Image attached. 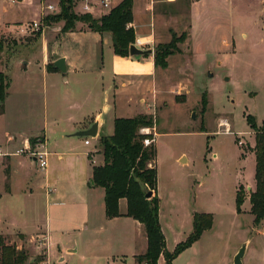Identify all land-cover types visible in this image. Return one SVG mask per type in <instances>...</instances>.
I'll use <instances>...</instances> for the list:
<instances>
[{
	"label": "crops",
	"instance_id": "1",
	"mask_svg": "<svg viewBox=\"0 0 264 264\" xmlns=\"http://www.w3.org/2000/svg\"><path fill=\"white\" fill-rule=\"evenodd\" d=\"M23 1L9 0L12 4ZM80 1L81 10L100 18L122 0H111L110 7H105L101 0ZM181 1L133 0L131 26L138 47L155 49L158 44L171 41L173 32L187 33V38L179 45L180 51L170 55L168 66L162 68L156 66L154 52L138 57L116 54L111 33L94 31L87 25L66 31L60 25L52 26L36 36L32 34L34 30L27 27L32 20H22L18 16L19 10L1 5L4 1L0 0V33L19 40V44L8 52L6 63L0 64L1 72L6 75L11 72L7 76L4 110L0 113V152L11 153L0 154V234L20 233L23 240H27L28 248L34 246L35 250L38 248L33 245L36 237L45 236L48 264L52 244H57L62 253L59 261L79 249L78 246L73 248L76 235L82 241L87 237L89 246H104L106 249L101 253L108 259V264H139L137 255L145 253L148 247L144 225L125 215L126 198L119 202L122 215L106 216L105 189L93 183V169L104 162L99 139L101 135L114 133L117 118L151 112V103L147 102L145 94L149 88L158 86V78L167 75L172 56L194 55L214 48L210 39H206L205 46L200 42L201 36H197L200 30L196 27H207L210 18L203 15V9L210 1L213 8L220 7V0H190L186 5L188 13L172 10L180 7ZM86 3H90L88 10L84 8ZM55 7L57 10L58 6ZM224 40L234 46L231 28ZM60 58L65 59V73L55 65ZM35 68L40 71L37 90L32 84L37 77L29 73ZM17 77L23 78L25 83L19 90L14 87ZM95 122H98L95 137L76 135ZM87 139L89 143H86ZM37 142L48 151L45 171L39 170L28 154H15L18 149L34 147ZM156 146L158 153V138ZM188 160L184 153L178 157L181 163ZM155 163L158 169L157 157ZM159 184L158 172L155 191L158 196ZM174 189L173 185L170 193L175 196ZM18 190L22 197L13 203L11 197ZM182 205L181 217L177 212L173 216L164 215L161 209L159 212L168 251H173L193 231L195 212L211 213L191 208L188 201ZM243 211L251 213V202ZM252 215L254 226L255 216ZM214 228L215 217L213 226L177 255L173 264H203V257L210 252L203 248L202 240ZM251 229L253 232V227ZM263 232L264 220L261 229H255L253 233L257 236ZM62 245L65 246L63 251ZM89 253L84 250L81 254L83 261ZM92 254L95 258L101 255ZM92 264L97 262L92 261ZM158 264H168L164 254Z\"/></svg>",
	"mask_w": 264,
	"mask_h": 264
},
{
	"label": "rangeland",
	"instance_id": "2",
	"mask_svg": "<svg viewBox=\"0 0 264 264\" xmlns=\"http://www.w3.org/2000/svg\"><path fill=\"white\" fill-rule=\"evenodd\" d=\"M3 1L1 5L19 10L18 16L22 20L35 19L43 24L40 30L32 33L36 36L57 25L62 26V30H70L63 9L64 0H45L58 6L54 11L42 8L40 0L15 4ZM189 1L182 0L180 7L172 10L188 13L186 5ZM208 3L203 15L210 21L207 27L197 26L196 30H200L197 32V36H201L200 42L205 46L206 39H210L214 48L194 55L172 56L167 75L158 78V86L149 88L145 94L147 102L151 103V112L145 114L151 116L154 123L142 127H153L152 131L158 135L161 212L171 216L177 212L181 217L182 203L188 201L191 208L208 210L215 217L214 230L205 234L202 240L203 248L214 254L204 256L203 264L212 261L213 264H233L235 254L244 243L248 246L245 264H264V232L257 236L253 233L255 229H261V223L253 226L252 213L243 211L250 205V193L256 190V157L252 153L255 132L251 131L248 116H253L259 126L264 124V0H220V7L214 8L211 1ZM81 5L80 0H73V11L78 15L89 13L81 10ZM197 18L199 20L200 16ZM69 22L73 23L72 29L87 25L77 19H69ZM230 28L234 38L232 47L224 40ZM176 35L180 37L181 34ZM0 41L3 44L0 64H5L8 52L19 44V40L0 33ZM181 43H177L179 49ZM195 47L198 48L196 43ZM29 73L37 77L32 83L37 90L40 71L35 68ZM7 74L11 75V72ZM24 84L23 78L17 77L14 87L19 90ZM157 138L153 144L157 143ZM183 153L189 158L187 163L178 162ZM173 185L175 196L170 193ZM237 189L246 195L243 212L237 211ZM20 197L22 193L18 190L11 197L13 203L20 201ZM20 235L5 236L9 242L28 250L26 264H37L40 256L44 258L39 264H48V248L44 244L47 238L36 237L33 245L38 248L35 250L34 246L29 249L27 240ZM73 239V248L78 246L79 249L66 254L62 261H59L62 253L58 245H51L50 264H92V261L108 264L102 254L106 249L104 246H89L87 237L82 241L76 235ZM84 250L90 253L83 261ZM92 252L101 255L95 258Z\"/></svg>",
	"mask_w": 264,
	"mask_h": 264
},
{
	"label": "trees",
	"instance_id": "3",
	"mask_svg": "<svg viewBox=\"0 0 264 264\" xmlns=\"http://www.w3.org/2000/svg\"><path fill=\"white\" fill-rule=\"evenodd\" d=\"M72 1L64 0L63 4L70 30L73 23L70 24L69 19L80 20L91 30L111 33L116 54L121 56L130 54V45L135 42L134 28L128 26L133 21V0H122L100 18H95L91 13L76 14L72 9ZM186 38L185 32L180 37L173 32L171 41L158 44L154 49L156 66L166 68L167 58L180 51L177 43L183 42ZM2 47L0 41V48ZM8 82L7 75L0 71V113L4 110ZM205 101L203 96V104ZM248 122L255 132L253 152L256 157V190L250 193L251 213L255 216L254 224L259 225L264 220V124L259 126L253 116H248ZM153 123L152 117L144 113L131 118H117L114 133L110 136L101 135L99 139L104 162L94 166L92 181L96 186L105 189V212L108 218L122 215L119 202L120 199L126 198L128 208L125 215L132 216L144 225L148 247L145 253L137 255L138 263L158 264L160 256L164 254L167 263L173 264V259L177 255L213 226L214 216L208 212H195L193 231L184 241L178 243L173 251L167 250L166 237L159 218L160 198L157 193L151 198L145 196V189L157 191L158 187V169L155 163L157 146L156 144L145 146L146 134L141 133L140 129L142 126H152ZM152 162L155 164L152 165ZM245 199L246 195L237 189L238 212L242 211ZM43 258L38 257L37 264ZM28 259L29 252L26 248H19L17 243L9 242L5 235L0 234V264H26Z\"/></svg>",
	"mask_w": 264,
	"mask_h": 264
},
{
	"label": "built area",
	"instance_id": "4",
	"mask_svg": "<svg viewBox=\"0 0 264 264\" xmlns=\"http://www.w3.org/2000/svg\"><path fill=\"white\" fill-rule=\"evenodd\" d=\"M16 1V0H13ZM42 3H45V5H42V8H47L48 10L54 11L56 10V7L54 4L52 3H46L45 0H40ZM103 5L105 7H110L111 5V0H101ZM90 7V3H86L85 4V10H88ZM128 26H131V23L128 24ZM28 28L32 29V30H40L43 27V24L41 22H38L36 20L28 23L27 25ZM135 43V42H134ZM153 127H142L140 129L141 133L146 134V137L144 138V145L145 146H149L152 145L156 138H157V133L152 131ZM90 140L87 139L86 143H89ZM28 154L31 158H33L36 167L41 170V171H45L48 167V151L45 148V146L42 143H36V145L34 147H24V148H20L18 149L15 154ZM0 154L2 155H7V154H11V153H3L0 152ZM143 264H147V263H143Z\"/></svg>",
	"mask_w": 264,
	"mask_h": 264
},
{
	"label": "water",
	"instance_id": "5",
	"mask_svg": "<svg viewBox=\"0 0 264 264\" xmlns=\"http://www.w3.org/2000/svg\"><path fill=\"white\" fill-rule=\"evenodd\" d=\"M130 55L138 57L140 55H146L154 52L153 48H140L135 43H132L130 45L129 49ZM55 65L63 72L65 73L67 71V67L65 65V59L60 58L55 62ZM195 116V112L193 113ZM97 128H98V122H95L89 129L79 131L76 133L78 136H92L95 137L97 135ZM33 159V158H32ZM153 195V191L145 189V196L147 198H151ZM247 249V243L242 244V246L239 248L238 252L234 256L233 264H243V258L246 254Z\"/></svg>",
	"mask_w": 264,
	"mask_h": 264
}]
</instances>
